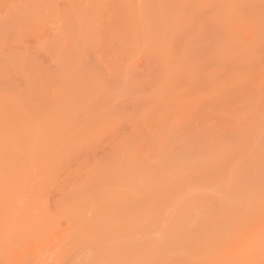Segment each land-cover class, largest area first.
<instances>
[{
    "label": "rangeland",
    "instance_id": "obj_1",
    "mask_svg": "<svg viewBox=\"0 0 264 264\" xmlns=\"http://www.w3.org/2000/svg\"><path fill=\"white\" fill-rule=\"evenodd\" d=\"M131 1L0 0V96L13 110L17 106L23 118L17 115L16 125L22 128L16 129L18 133L15 130L17 138L12 133L13 142L8 141L11 144L0 143V264H123V245L127 244L123 243V233L116 232L122 235L119 237L108 231H112L111 225H152L154 221L155 225L171 226L176 217L171 218L173 214L168 211L173 212L176 204L175 215L185 209L182 204H187L192 211L188 215L196 216L202 204L208 209L216 201L254 198L257 195L251 197L249 189L253 185L261 188L258 190L263 188L259 185L264 181V0H238L239 11L232 16L236 20L224 22L223 38L220 21H215L220 17L215 13L214 1L213 7L208 3L207 8H201L205 9L203 13L196 7L198 13L194 11L197 15L191 20L186 8L192 9V5L187 6V0L162 4V0H155L159 3L157 10L149 0ZM176 1L188 4L185 7ZM174 10L189 20V26L181 32L186 19L182 18L180 24L173 18ZM177 21L180 29L176 32L173 28L177 29ZM245 22H249L247 27ZM251 44L257 46L254 51L259 50L254 56L250 55L254 53ZM244 50H249L248 57ZM195 155L211 161L206 158L208 164L203 167L204 162L201 168ZM187 157L196 160L194 164L200 168H195L191 160V165L185 163ZM185 164L190 167L187 169ZM202 169L203 174L217 169L222 174L199 178ZM127 173H135L130 183L139 187L127 183L133 190L129 187L131 191L124 195V186L118 187L121 175L126 182ZM184 176L186 180L198 177L197 182L188 178V188V184L181 183L186 181ZM138 182L141 185H136ZM171 184L182 191L176 192ZM179 184L187 190L181 193L184 197L179 195L184 191ZM166 187L168 192L164 191ZM148 188L150 192L162 191L156 193L159 196L151 193L153 197ZM172 189L177 194L172 195ZM127 193L141 200L146 195L141 202L137 196L132 213L123 211L120 197ZM204 194L211 197L200 204L198 198L207 197ZM145 199L154 205H142ZM259 199H253L258 208L264 205V196L262 201ZM113 207L114 213L117 210L121 216L112 214ZM124 212H130L134 219ZM152 212V219L150 214L146 219ZM260 216L264 220V214L260 212ZM150 229H141L142 233L134 230L138 235L130 240L135 242L126 238L130 243L125 242L134 246L136 242L154 241L160 229ZM132 232L126 235H134ZM260 241L257 245L261 247L254 244L252 250L259 258L243 264L264 263V231ZM230 261L228 264H238Z\"/></svg>",
    "mask_w": 264,
    "mask_h": 264
},
{
    "label": "bare ground",
    "instance_id": "obj_2",
    "mask_svg": "<svg viewBox=\"0 0 264 264\" xmlns=\"http://www.w3.org/2000/svg\"><path fill=\"white\" fill-rule=\"evenodd\" d=\"M131 1V0H130ZM152 1V2H151ZM149 0V4H152V5H150L151 7L154 5L155 7H154V9L153 10H157L158 8V6H156V5H159V3L157 4V2H161V0H157V2L155 1H153V0ZM163 1H167V0H162V2H161V4L163 3ZM171 1V0H170ZM181 1H184V0H181ZM187 1L189 2V4L187 3ZM185 3L183 2V3H181L180 1H179V3H181V4H183L184 6H185V4H188L187 6H190V5H192L191 6V8L192 9H188V8H186V10H188V11H186V12H189V14H188V19H190L191 20V18H193L192 16L193 15H197V13H198V11H196V9L198 8V6L200 7V9L201 8H204V6L206 7V5L209 3V4H211V6L213 7V5L214 4H212L213 3V1H214V3H215V13L217 14V16L219 15V17L222 19V21H223V23L221 24V19L219 20L218 18H216L215 19V21L217 20V21H220V23H219V26L221 25V27H219V28H221L222 29V26H223V28H224V25L226 26V23H224V22H228L229 20L231 21V19H235L234 17H232V16H235L236 15V13H237V11H239V10H237L236 9V7L238 8V6H237V2H238V0H187ZM211 1V2H210ZM246 1H248V0H246ZM259 1V0H258ZM128 2H129V0H128ZM132 2V1H131ZM136 2V1H135ZM151 2V3H150ZM169 2V1H168ZM172 2V1H171ZM177 2V1H176ZM175 2V3H176ZM198 2V3H197ZM241 2H243V1H241ZM244 2H245V0H244ZM261 2V1H260ZM120 3V2H119ZM174 3V4H175ZM178 3V2H177ZM178 3V4H179ZM191 3H194V4H191ZM195 3H197L196 4V6H195ZM201 3V4H200ZM203 3V4H202ZM240 2H238V4H239ZM263 3V2H262ZM116 4H118V3H116ZM137 4V3H136ZM177 4V5H178ZM246 4V3H245ZM244 4V5H245ZM249 4V3H248ZM122 5H123V3H122ZM121 5V6H122ZM135 5V4H134ZM143 5V4H142ZM241 4H239V6H240ZM243 5V6H244ZM202 6V7H201ZM118 7V6H117ZM143 7V6H142ZM170 7V6H169ZM182 7V6H181ZM186 7V6H185ZM197 7V8H196ZM136 8V7H135ZM144 8H145V6H144ZM156 8V9H155ZM159 8H161L160 6H159ZM168 8V7H167ZM184 8V7H183ZM207 8V7H206ZM240 8V7H239ZM150 9V8H149ZM162 9V8H161ZM244 9V8H243ZM178 10H180V11H182L181 10V8L180 9H178ZM190 10V11H189ZM193 10V11H192ZM197 10H199V8L197 9ZM203 10H205V9H201V10H199V11H201L200 13H203L202 11ZM128 11H130V10H128ZM175 12H174V14H176L175 16H173V18H176L178 21H180L179 23L180 24H182L181 22H183L184 21V19H186V23H187V21H189V20H187V18H184L185 16H181L182 15V12H180V11H178L179 12V14H178V12H176V10H174ZM194 11H196V12H194ZM206 11H208V9L206 10ZM205 11V12H206ZM244 11V10H243ZM241 12V11H240ZM135 13V12H134ZM180 13H181V15H180ZM196 13V14H195ZM131 14H133V13H131ZM155 14V13H154ZM172 12L169 14L171 17H172V15H174ZM177 14L179 15V17L181 16V18H179V19H181V20H179L178 19V16H177ZM192 14V15H191ZM235 14V15H234ZM239 14V13H238ZM243 15V14H242ZM198 16H200V15H198ZM197 16V17H198ZM202 16V15H201ZM206 15L204 14V16L203 17H205ZM238 16V15H237ZM241 16V15H240ZM244 17H245V15H244ZM149 18H151L150 16H149ZM172 18V19H173ZM182 18H184L183 20H182ZM196 18V17H195ZM223 18H224V20H223ZM226 18H227V20H226ZM201 19V18H200ZM209 19V18H208ZM207 19V20H208ZM258 19V18H257ZM260 19V18H259ZM194 20V19H193ZM199 20V19H198ZM198 20H196V21H198ZM203 21L205 20V19H202ZM214 20V19H213ZM212 20V21H213ZM236 20V19H235ZM178 21L176 22V26H177V29H175V28H173L176 32L179 30V32H181L182 31V29H184L186 26L185 25H187V26H189V23H187V24H184V27L182 28V27H180V25L178 24ZM200 21V20H199ZM212 21L210 22L211 24H212ZM216 21V22H217ZM242 21V20H241ZM246 21V20H245ZM248 21V20H247ZM258 21V20H257ZM204 22H206V20L204 21ZM258 22H260V21H258ZM210 23H208V25L210 24ZM231 23H232V21H231ZM239 23V22H238ZM245 23L247 24V25H245ZM245 23H243V25H245V27H247L248 26V23L247 22H245ZM178 24V25H177ZM196 25V27H197V23H195ZM200 24V23H199ZM198 24V25H199ZM203 24V23H202ZM215 24H217V23H215ZM233 24H235L234 23V21H233ZM237 24V23H236ZM154 25V24H153ZM172 25V23H171V21H170V26ZM213 25H214V22H213ZM218 25V24H217ZM242 25V24H241ZM242 25V26H243ZM250 25V24H249ZM180 28H179V27ZM210 27H212V25H209ZM229 26V25H228ZM261 25H259V27H260ZM200 27V28H199ZM198 28L201 30V31H203L202 29V27L201 26H199ZM217 28V29H219L218 28V26H214V28ZM244 27V29H246ZM250 27H253V25H251ZM171 28V27H170ZM191 28V27H190ZM197 28V29H198ZM206 28V27H205ZM208 28V27H207ZM214 28H211V29H214ZM215 28V29H216ZM226 28V27H225ZM224 28V29H225ZM254 28V27H253ZM198 29V31H200ZM221 29H219V31L221 30ZM240 29H242L240 26L238 27V30L240 31ZM243 29V30H244ZM256 29V28H255ZM263 29V28H262ZM155 30V29H154ZM206 30V29H205ZM207 30H209V29H207ZM223 30V29H222ZM248 30V29H247ZM156 31V30H155ZM216 31V30H215ZM219 31L217 32V33H219ZM225 31H226V29H225ZM245 31V30H244ZM250 31H252V30H250ZM259 31V30H258ZM262 31H264V30H262ZM178 32V33H179ZM206 32V31H205ZM223 32H224V30L222 31V34H223ZM241 32V31H240ZM151 33V32H150ZM177 33V34H178ZM202 33V32H201ZM215 33V32H214ZM225 33H228V32H225ZM229 33H231V32H229ZM259 33H261V31H259ZM263 33V32H262ZM192 34L193 33H190L189 35H191L192 36ZM199 34V33H198ZM220 34L221 35V37L223 38V36L225 35V34ZM241 34V36L243 35V33H240ZM240 34H239V36H240ZM153 35V34H152ZM160 35V34H159ZM194 35V34H193ZM199 35H201V34H199ZM210 35V34H209ZM208 34H207V37L209 36ZM219 34L217 35V36H220ZM231 35V34H230ZM261 35V34H260ZM186 36H188V35H186ZM211 36H213L212 34H211ZM215 37H217L216 35H214ZM232 36V35H231ZM190 37V36H189ZM188 37V38H189ZM196 38V36L194 35L193 36V38ZM203 39H204V37H202ZM214 38V37H213ZM202 39V40H203ZM211 40V39H210ZM216 41V40H215ZM217 42V41H216ZM215 42V43H216ZM231 42V41H230ZM227 43V42H226ZM238 43V42H237ZM258 43V46H260L259 45V43H260V40H259V42H257ZM262 43V42H261ZM229 45H230V43H229ZM232 45H233V43H232ZM238 45H239V43H238ZM242 46L243 45H241V48H240V50L242 49L243 50V48H242ZM262 46H263V44H262ZM249 47V46H248ZM255 47H257L256 46V44H255V46L254 45H252L251 44V48L253 49V51L256 49ZM237 48V47H236ZM236 48H235V50H236ZM250 48V47H249ZM260 49V48H259ZM221 50H223V48L221 49ZM229 50V49H228ZM232 50V49H231ZM238 50H239V48H238ZM238 50H236V51H238ZM239 50V51H240ZM245 50H247V49H245ZM245 50H244V52L243 53H246L245 55H246V57H248V54H249V50L247 51V52H245ZM256 51H259V50H256ZM256 51H254V53L252 54V53H250V55L252 56H254V54H256ZM221 52V51H220ZM250 52H252V51H250ZM219 54V53H218ZM244 55V56H245ZM258 55V54H257ZM256 55V56H257ZM224 56V55H223ZM222 56V57H223ZM227 56V55H226ZM235 56H236V59L238 58L237 57V55L235 54ZM244 56H242V57H244ZM230 57H231V59L233 58V60L235 59L234 58V55H233V57L230 55ZM216 58V57H215ZM227 58V57H226ZM226 58H224L225 60H226ZM228 58H229V56H228ZM227 58V59H228ZM241 58V57H240ZM239 58V59H240ZM256 58V57H255ZM238 59V60H239ZM242 59V58H241ZM246 59V58H245ZM215 60V59H214ZM221 61V60H220ZM224 61V60H223ZM227 62H228V60H226ZM225 61V62H226ZM232 61V60H231ZM248 61H250V59L248 60ZM224 62V63H225ZM230 62V61H229ZM251 62V61H250ZM255 62V61H254ZM218 63H220V62H218ZM223 63V62H222ZM222 63H220V64H222ZM242 63V65H244L245 64V62H241ZM240 63V64H241ZM244 63V64H243ZM230 64V63H229ZM236 64V63H235ZM234 66H236V65H234ZM233 66V67H234ZM232 67V66H231ZM238 67V66H237ZM255 67V66H254ZM244 68H248V67H244ZM41 71H43L42 69H40ZM233 70V69H232ZM219 71V70H218ZM239 71V70H238ZM46 72H48V71H46ZM220 72H221V70H220ZM50 73V72H49ZM231 73V72H230ZM218 74V73H217ZM236 75H237V72H236ZM241 75V74H240ZM47 75L45 74V77H46ZM49 76V75H48ZM47 76V77H48ZM218 76V75H217ZM46 77V78H47ZM240 78V77H239ZM220 79V78H219ZM226 79V78H225ZM236 80V79H235ZM238 80V79H237ZM49 81H50V79H49ZM222 81V80H221ZM45 82V81H44ZM47 84H48V82H46ZM45 83V84H46ZM236 83V82H235ZM210 84V83H209ZM232 84V83H231ZM211 85H213V84H211ZM45 87V86H44ZM46 88V87H45ZM221 88V87H220ZM2 96V95H1ZM0 96V143L1 144H3V143H8V144H11V143H9L13 138H12V135H10V134H12V133H14L15 132V130L16 129H22L21 127H20V124L18 125L19 127H17V125H16V122H17V115H18V119L19 118H21L20 120H22L23 118H22V112L20 113V111H18L19 109H17L15 106V108H14V110H15V112H14V110H13V107L9 104V103H7V102H5V98L3 97H1ZM4 96V95H3ZM8 98V97H7ZM8 100V99H7ZM17 104V103H16ZM15 105V104H14ZM22 105V104H21ZM22 110V109H21ZM17 111H18V114H17ZM28 111V110H27ZM20 114V115H19ZM26 114V113H25ZM20 116V117H19ZM24 116V115H23ZM25 117V116H24ZM19 122V121H18ZM20 123V122H19ZM31 126V125H30ZM23 127V126H22ZM29 128V127H28ZM29 130V129H28ZM17 131V130H16ZM15 133H18V131L17 132H15ZM14 133V134H15ZM13 134V135H14ZM17 134H15L14 136H16ZM9 136H11V137H9ZM30 136V135H29ZM12 138V139H11ZM16 138H17V136H16ZM37 138V137H36ZM19 139V138H18ZM7 140V141H6ZM10 140V141H9ZM34 140V139H33ZM9 141V142H8ZM18 141H20V140H18ZM11 142H13V141H11ZM251 143V142H250ZM13 144V143H12ZM251 146V145H250ZM17 148V147H16ZM246 148V147H245ZM221 149V148H220ZM248 149V148H247ZM222 150V149H221ZM8 152V151H7ZM29 152V151H28ZM188 153H189V150L187 151ZM220 152V151H219ZM187 153V154H188ZM217 153V152H216ZM1 154V153H0ZM192 154V153H191ZM200 154V153H199ZM215 154V153H214ZM230 154V153H229ZM27 155V154H26ZM190 155V153L188 154V156ZM193 155V154H192ZM197 155V154H196ZM196 155L194 156L195 158H196ZM216 155H218V154H216ZM2 156V155H1ZM206 155H204L203 157H205ZM210 156V155H209ZM195 158H193V159H195ZM209 159L210 160V158H208V157H205V158H202V156H200L199 157V155H198V157L196 158V160L198 161L199 160V165H200V163H201V168H202V166H203V163H204V165L205 166H203V167H206V164H208V161H207V159ZM7 159V158H6ZM184 159V158H183ZM192 159V158H191ZM190 157H189V160H188V157L187 158H185L184 160L186 161L185 163H189L190 162ZM13 160H15V159H13ZM188 160V161H187ZM196 160H195V162H196ZM204 160V161H203ZM202 161V162H201ZM206 161H207V163H206ZM211 161V160H210ZM14 162V161H13ZM15 162H17V161H15ZM182 162V161H181ZM184 162V161H183ZM191 162H193L192 160H191ZM189 163L190 165L192 164V163ZM195 162H193V164L195 163ZM213 162V161H212ZM211 162V163H212ZM260 162H262V161H260ZM174 164H176V163H174ZM213 164V163H212ZM212 164H210V165H212ZM177 165H179V164H177ZM186 166L188 165V164H185ZM199 165H197V163H196V166H198L199 168H200V166ZM232 165H234V164H232ZM184 167V165L183 164H181V166L180 167ZM185 166V167H186ZM193 166V165H192ZM194 166H195V164H194ZM194 166L193 167H191V168H194ZM195 166V168H198V167H196ZM224 166V165H223ZM223 166H222V168H223ZM1 167V166H0ZM176 167V166H175ZM178 167V166H177ZM190 166H187V169L189 168ZM173 168H174V166H173ZM221 168V169H222ZM227 168V167H226ZM226 168H223L224 170H226ZM233 168H234V166H233ZM1 169H2V167H1ZM13 169V168H12ZM183 169V168H182ZM185 169V168H184ZM187 169H185V172L187 171ZM204 169H206V168H204ZM204 169H202L203 171H199L200 173H198L197 171V173L198 174H202L201 176L200 175H198L196 172H194L195 173V175H198L199 176V178L200 177H202L203 175H205V176H207V178H208V175H209V177H212V178H214V176H213V174L214 173H217L218 175H219V173L221 172V171H219V172H216L217 170H221V169H217V170H213L212 172V174H209V168L206 170V172H208V174H203V172L205 171ZM173 170V169H172ZM176 170H177V168H176ZM191 170V169H190ZM190 170H189V172H190ZM195 170V169H194ZM193 170V171H194ZM196 170H198V169H196ZM200 170V169H199ZM227 170H228V168H227ZM12 171V170H11ZM139 171V170H138ZM137 171V172H138ZM179 171V170H178ZM193 171H191L192 172V175H193ZM223 171V170H222ZM121 172H123V171H121ZM121 172H119V173H121ZM134 171H132V173H133ZM175 172H177V171H175ZM210 172H211V170H210ZM225 172V171H224ZM3 173V172H2ZM125 173V172H124ZM123 173V174H124ZM129 173V172H128ZM127 173V174H128ZM136 173V172H135ZM135 173L134 174H132V175H126L125 177L127 178H125V180H126V182H124L123 180H124V176L123 175H121L122 176V179L123 180H121L122 182L119 184V186L120 187H118V185H117V187L118 188H123V187H121V185L122 186H124V191H123V194L125 195V192H128L130 189H129V187L131 188L132 186H130V185H133V187L135 188V187H137L138 185L137 184H139V185H141L139 182L138 183H136V185L137 186H135V182H134V184L132 183H130V180L131 179H134L135 177H132L133 175L135 176ZM259 173V172H258ZM122 174V173H121ZM131 174V173H130ZM141 174L143 175V173L141 172ZM141 174H139V175H141ZM150 174V173H149ZM187 174V173H186ZM189 174V173H188ZM187 174V175H188ZM220 174H222V172L220 173ZM116 175H118V173L116 174ZM120 175V174H119ZM138 175V174H137ZM145 175V174H144ZM186 175V176H187ZM194 175V176H195ZM211 175V176H210ZM121 176H119V178L121 177ZM186 176H184V179L186 178ZM8 177V176H7ZM118 177V176H117ZM132 177V178H131ZM144 177V176H143ZM143 177H141V178H143ZM151 177V176H150ZM171 177H173V176H171ZM204 177V176H203ZM202 177V178H203ZM224 177V176H223ZM261 177V176H260ZM264 177V176H263ZM140 178V179H141ZM145 178H146V176H145ZM149 178V177H148ZM153 178V177H152ZM176 178V177H175ZM188 178H190V177H187V180L185 181V180H183V177H182V179L181 180H183V181H185V182H181L182 184H184L185 183V185L186 184H188L189 182H187V181H189L188 180ZM195 178V177H194ZM197 178L198 177H196L195 178V180L193 179V178H190L191 180L193 179L194 181H196L197 180ZM234 178V177H233ZM118 179V178H117ZM137 179V178H136ZM139 179V180H140ZM147 179V178H146ZM205 180H207L206 178H204ZM226 179H228V177L226 178ZM241 179V178H240ZM115 181V183H116V177H115V179H114ZM153 180H154V178H153ZM172 180V179H171ZM170 180V182H172ZM180 180V178H178V179H176V180H174V182L176 181H179ZM192 180V181H193ZM209 181H212L211 180V178L210 179H208ZM230 180V179H229ZM261 180H263V179H261ZM132 181H134V180H132ZM136 181V180H135ZM144 181H145V179H144ZM152 181V180H151ZM201 182H199V184L200 183H202V180H200ZM208 181V182H209ZM145 182H147V181H145ZM144 182V183H145ZM170 182H169V185H170ZM187 182V183H186ZM197 182V181H196ZM195 182V183H196ZM203 182H204V180H203ZM261 182V181H260ZM117 183H119V180L117 181ZM126 183V184H125ZM127 183H129V184H127ZM155 183H157L158 184V182H155ZM160 183V182H159ZM191 183V182H190ZM252 183V182H251ZM253 183H254V181H253ZM146 184V183H145ZM148 184V183H147ZM162 184V183H161ZM182 184H179V185H182ZM194 183L192 182V185H193ZM199 184H197V185H199ZM249 184H250V182H249ZM257 184V183H256ZM259 184V183H258ZM262 185H259V186H262L263 188H262V190H258V188L259 187H253L252 185V187H251V189H249V191L251 190V192L254 194H252L251 195V197L253 196H255V195H257V196H255L254 198H247L246 200L245 199H238L239 198V196H238V200H236V198H234V197H232V198H234V199H232V202H233V205L231 204L232 202L230 201V199L228 200L227 199V202H222V201H216V202H214L213 204H212V206L210 207V208H206L207 207V205H206V207H204V205H203V207H202V205H200V208H202L199 212L198 211H196V212H198V214L195 216L194 214H192L191 216H189L190 214L189 213H191L192 211H190L189 210V208H187V207H189V206H187V204H182L183 206H181L182 208H185L186 210H187V212L185 211V209H183V211H182V213L183 212H185V213H187V215H185V216H182L181 217V215H182V213L179 215V214H177L178 212H176V215L174 214V212L177 210L176 208H177V204H176V207L174 208V210H173V212L170 210V211H168L169 212V214L170 213H172L173 214V216L171 217V218H175V222H174V219H173V224L174 225H171V226H169L168 225V223H167V227L166 226H164V225H155L154 224V221H153V224L152 225H135L134 223H132V224H134V225H131L130 224V222H128L129 224L128 225H126V224H124L123 223V225L122 224H120V225H111V230L112 231H110V230H108L109 232H113L115 235H118L117 233H120L121 232V234L123 233V235L125 236L127 233H128V231H130V233L132 232V229H133V231L135 230H140V232H137V233H142L141 231H143V230H141V229H146L144 232H146L147 230H151L150 228H152L154 231H155V228H157L158 230H159V232H157V234L159 233L160 234V231H161V233L163 232V235L160 237V235L158 236V235H156L158 238H156V239H154V241L151 239V241H149V240H147L146 241V243H145V241H143V243H142V241H141V243H139V245H138V243L136 242V245H134L133 246V244L131 245V244H128L127 242H129L128 240H126V239H129L130 240V238L131 237H133V236H135V234L136 235H138L137 233H135V231L134 232H132V233H134V235H132V236H128V235H126L125 237L123 236V239L125 240V241H127V242H123L124 244L126 243L127 244V246L126 245H123V247H125V248H123V264H226V262H227V264L229 263V261L230 260H233V262H235V263H240V264H243V263H246L247 261H249V260H251L252 258L255 260V258L256 259H258L259 258V256H256V255H253V252H252V250L254 249V244H256V246H260V245H257V244H259L258 242L261 240V235H262V232L264 231V222H261V221H264L263 219H262V217L260 216V212H261V214L263 213L264 214V208H263V206L264 205H262V207L260 206L259 208L261 209V208H263L261 211H259L260 209L258 208V206H256L257 204V202L255 203L254 201H253V199L255 200V201H257L259 198H261V201H262V196H264V181H262V183H261ZM126 185V186H125ZM127 185H129V186H127ZM151 185H153V184H151ZM164 185V184H163ZM169 185H167V186H169ZM174 184H171V186H172V188L174 187L173 186ZM191 185V184H190ZM191 185V186H192ZM194 185H196V184H194ZM197 185H196V187H197ZM145 186H147V185H145ZM150 186V185H149ZM149 186H147V187H149ZM157 186V185H156ZM159 186V185H158ZM161 186V185H160ZM183 186V185H182ZM189 186V184L187 185V187ZM190 186V187H191ZM139 187V186H138ZM146 187V188H147ZM179 187V186H178ZM185 186H183L182 188H183V192H185V191H187V190H185V188H184ZM195 187V186H194ZM126 188V189H125ZM150 188V187H149ZM149 188H148V190H149ZM157 188H160V187H157ZM163 188V187H162ZM175 190L177 189V190H181V188H177V186L175 185ZM173 188V189H174ZM189 188V187H188ZM192 188V187H191ZM190 188V189H191ZM198 188H199V186H198ZM247 188V187H246ZM132 190H133V188H131ZM164 189H166V190H164V191H167V189H169V188H164ZM171 190V191H173V193L171 192V194L172 195H174V193H176L177 192V190H176V192H174L175 190ZM193 189V188H192ZM195 189V188H194ZM199 189H201V188H199ZM253 189V190H252ZM259 189H261V188H259ZM154 190H156V188L154 189ZM158 190V189H157ZM197 190V189H196ZM195 190V191H196ZM257 190H258V193H260L261 194V196L259 197V195H258V193L256 194V192H257ZM116 192L118 191V190H115ZM114 191V193H116ZM131 191V190H130ZM135 191L137 192V191H139L137 188L135 189ZM140 191H141V189H140ZM139 191V192H140ZM152 192H150V190L148 191L149 193H150V195H151V193L153 194V195H156V193L158 192L159 193V195L161 194V191H162V189H161V191L160 190H158V191H153V189L151 190ZM170 191V190H169ZM182 191V190H181ZM191 192L192 190H188V192ZM254 191V192H253ZM262 191V192H261ZM144 192V191H143ZM155 192V193H154ZM168 192V191H167ZM183 192H180L179 191V195L180 196H182V194H186V192L185 193H183ZM187 192V193H188ZM190 192H189V194H190ZM193 192V191H192ZM191 192V193H192ZM251 192H249V193H251ZM118 193V192H117ZM119 193H120V191H119ZM149 193H147L148 195H149ZM182 193V194H181ZM199 193V192H198ZM198 193H196V194H198ZM201 193H202V190H201ZM204 193H205V190H204ZM263 193V194H262ZM122 194V193H121ZM121 194H117V195H121ZM133 194H134V192H133ZM133 194H131V193H127V195L126 196H124V195H122V197H120L123 201H121L122 202V205H123V211H125V210H129L130 212L132 211V208H133V206H134V201H135V199L137 200L138 198H137V196L135 197ZM140 194H141V192H140ZM165 195H167L166 193H164ZM177 194V193H176ZM193 194V193H192ZM195 194V195H196ZM203 194V193H202ZM202 194H200L201 196H202ZM207 194V193H206ZM216 194H218V193H216ZM215 194V195H216ZM149 195V196H150ZM153 195H151V196H153ZM159 195H156V196H159ZM164 195V197H168V195L167 196H165ZM179 195H176L177 196V198H178V196ZM205 195V194H204ZM204 195H203V197H204ZM144 196H146V195H144ZM142 197V195H141V197H142V200H144L143 198H145V197ZM150 196V197H151ZM176 196H173V199H175V197ZM194 196V195H193ZM205 196H207V195H205ZM209 196V195H208ZM205 197L204 199H202V197L201 198H198L199 200L201 199L202 201H200V204H201V202L202 203H204L205 204V201L207 202V200H209V198L211 197V196H209V197ZM218 197H219V195H217ZM217 196H215V197H217ZM250 196V195H249ZM139 197V196H138ZM153 197H155V196H153ZM182 197H184V196H182ZM185 197H187L186 195H185ZM198 197V196H197ZM200 197V196H199ZM217 197V198H218ZM119 198V197H118ZM158 199H160L159 197H157ZM176 198V199H177ZM189 198H190V196H189ZM207 198V199H206ZM170 198H168V200H169ZM172 199V200H173ZM175 199V200H176ZM183 199H185V198H183ZM191 200H192V197L190 198ZM197 199V200H198ZM212 199V198H211ZM225 199V198H224ZM223 199V200H224ZM138 200H140V202L142 201L141 199H140V197H139V199ZM179 200V199H178ZM187 200V199H186ZM189 200V199H188ZM196 200V199H195ZM218 200H221V198L219 199L218 198ZM226 200V199H225ZM244 200V201H243ZM249 200V201H248ZM260 200V199H259ZM145 201H147V202H145ZM145 203L144 202H142V205L143 204H147V203H149L150 201H148V200H146L145 199ZM179 201H182V200H179ZM178 201V202H179ZM184 201V200H183ZM182 201V202H183ZM236 201H238V203H236L235 204V202ZM245 202L246 201V204L245 205H243V202ZM160 202H164V200L162 201V200H160ZM209 202V201H208ZM241 202V203H240ZM137 203H139V202H137ZM166 202H164V204H163V206L164 205H167V204H165ZM240 203V204H239ZM249 203V204H248ZM140 204V203H139ZM162 204V203H161ZM174 204V203H173ZM194 204V202L192 203V205ZM198 204H199V202H198ZM198 204H197V206H198ZM112 205H113V203H112ZM141 205V204H140ZM147 205H149V206H152V205H154V204H152V205H150V204H147ZM186 205V206H185ZM254 205L257 207H255L254 208ZM136 206V205H135ZM169 206H172V208L175 206V205H172V203H171V205H169ZM115 207V206H114ZM113 207V209H114V211L112 212V214H114L115 216L116 215H119V216H121L120 214H117V210H116V214L114 213L115 212V208ZM178 207H180L179 205H178ZM107 208H109L108 206H107ZM111 208V207H110ZM164 208V207H163ZM166 208V207H165ZM164 208V210L166 211V209ZM167 208H170V207H167ZM172 208H170V209H172ZM193 208V207H192ZM191 207H190V209H192ZM204 208H205V210H204ZM252 208H254L253 210H252ZM112 209V210H113ZM180 209V208H179ZM193 209H196V208H193ZM197 209H199L198 207H197ZM257 209H259V210H257ZM167 210H169V209H167ZM182 210V209H181ZM254 210H256V212L254 211ZM88 211V210H87ZM134 211H137L136 209L135 210H133V212ZM179 211V210H178ZM253 211L255 212V213H253ZM86 212V211H85ZM128 213V212H126V213H128V214H130V216L132 215L131 213ZM167 212V213H168ZM180 212V211H179ZM97 213V212H96ZM108 213V212H107ZM119 213H120V211H119ZM126 213L124 212V214L126 215ZM259 213V214H258ZM100 214V213H99ZM121 214H122V212H121ZM123 214V215H124ZM134 214H136V218H138L139 217V215L137 214V213H134ZM144 214H146V213H144ZM150 214V219H152L151 217H152V215H153V212L152 213H147V217H146V219L147 218H149L148 217V215ZM152 214V215H151ZM168 214V215H169ZM172 214H170V215H172ZM189 214V215H188ZM98 215V214H97ZM122 215V216H123ZM138 215V216H137ZM165 215V214H164ZM167 215V214H166ZM168 215H167V217H168ZM177 215H179L180 217H177ZM103 216V215H102ZM110 216V215H109ZM129 216V215H128ZM126 217V219H128V218H130V217ZM133 216V215H132ZM146 216V215H145ZM145 216H143L144 218H145ZM258 216H259V218H258ZM83 217V216H82ZM143 217H142V219L141 220H143ZM164 217V216H163ZM195 217H197L196 218V220H194V224H192L191 222V220H193V218H195ZM261 217V218H260ZM110 219H111V217H109ZM113 218H114V216H113ZM123 218H125L124 216H123ZM141 218V217H140ZM115 219V218H114ZM134 219V216L131 218V220H133ZM139 219V218H138ZM138 219H136V220H138ZM112 220V219H111ZM121 220V219H120ZM130 220V219H129ZM130 220V221H131ZM114 220H112V222H113ZM139 221V220H138ZM137 221V222H138ZM143 221H145V220H143ZM143 221H142V223H143ZM164 221V220H163ZM167 221V220H166ZM260 221V222H259ZM122 222V221H121ZM133 222V221H132ZM134 222H135V220H134ZM141 222V221H140ZM139 222V223H140ZM115 223V222H114ZM113 223V224H114ZM258 225H257V224ZM261 225H260V224ZM118 224V223H117ZM146 224V223H145ZM80 227H81V225H79ZM86 226V225H85ZM92 226V225H91ZM95 226V225H94ZM99 226H101V225H99ZM107 226H109V225H107ZM168 226H169V228H168ZM82 227H83V225H82ZM87 227H88V225H87ZM101 227H103V225L101 226ZM92 228H94V227H92ZM95 229V228H94ZM98 229V228H97ZM156 229V230H157ZM162 229V230H161ZM101 230H104L103 228L101 229ZM114 230V231H113ZM119 230V231H118ZM1 231V230H0ZM97 231V230H96ZM101 232V231H100ZM107 231L105 230V233H106ZM117 232V233H116ZM108 233V232H107ZM112 234V233H111ZM121 234H119L118 236L119 237H121L122 235ZM129 234V233H128ZM153 234V233H152ZM140 235V234H139ZM147 236V235H146ZM153 236V235H152ZM126 238V239H125ZM140 238H142V237H140ZM260 239V240H259ZM0 240H1V237H0ZM4 242H6V241H4ZM130 242H132V239L130 240ZM129 242V243H130ZM133 242H135V241H133ZM132 242V243H133ZM149 242H153V244L151 243V245H149L150 243ZM145 243V244H144ZM260 243H263V241L261 242L260 241ZM135 244V243H134ZM144 244V245H143ZM147 244L149 245V246H147ZM138 245V246H137ZM263 246H264V244H263ZM261 247V246H260ZM260 247H258L256 250H259L260 249ZM1 253H3V252H1ZM259 253H260V250H259ZM263 253V252H262ZM259 255V254H258ZM252 256H254V257H252ZM260 256H261V254H260ZM227 259V261L226 262H224L225 260ZM252 259V260H253ZM235 260V261H234ZM247 260V261H246ZM260 260H261V258H260ZM237 261V262H236ZM230 262H232V261H230ZM243 262V263H242ZM255 262V261H254ZM253 262V263H254ZM251 264V263H250ZM262 264H264V263H262Z\"/></svg>",
    "mask_w": 264,
    "mask_h": 264
}]
</instances>
